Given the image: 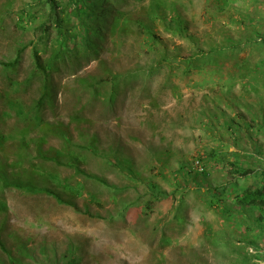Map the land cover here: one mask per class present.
<instances>
[{
    "label": "rangeland",
    "instance_id": "rangeland-1",
    "mask_svg": "<svg viewBox=\"0 0 264 264\" xmlns=\"http://www.w3.org/2000/svg\"><path fill=\"white\" fill-rule=\"evenodd\" d=\"M7 1L0 0V60L13 58L19 43L26 48L14 71L0 66V161L6 164L8 173L20 172L23 179L32 174L37 185L56 187L64 197L68 192L33 172L56 174L60 179L67 178L71 185L82 182L84 189L71 200L73 207L45 193L2 187L0 181V202L5 204V208L0 205V228L6 245L12 248L17 240L26 241L31 257L23 261L28 264H50L53 259L62 264L72 257L77 259L75 264H240L243 258L249 264H264V230L249 232L246 225H237L243 218L239 212L225 221L218 210L209 208L206 193L197 190L190 176L178 170L181 162L187 171L203 168L198 157L218 144L223 116L242 112L248 120L260 115L255 123L263 120L264 125V84L259 82L258 92H245L238 74L230 76L243 59L254 62L264 58L260 38L258 44L244 45L243 50L226 59L200 61L188 74H183L178 61L163 62L152 72L145 70L157 63L152 59L160 58L163 48L169 55L181 57L198 47L207 50L220 46L229 37L237 40L247 36L251 28L247 29L243 21L250 18L264 35V0H165L175 1L191 40L173 30L168 32L156 20L152 29L159 39L152 43L151 35L134 24L127 35L107 38L106 46L96 56L81 64L60 65L61 72L53 78V105L44 107L41 115L48 123L61 124L80 146L92 138L96 140L97 154L76 147L75 151L84 155L80 167L104 178L115 190L77 174L69 165L56 166L37 156L35 145L44 132L29 125L6 103L9 95L26 110L37 100L38 80L29 85L23 81L33 68L30 54L34 44L45 49L42 55L47 58L55 37L50 21L47 38L41 39L36 29L45 19V4L13 0L5 7ZM146 2L139 7L129 5L126 10L138 11L137 18H141ZM28 6L37 13L35 21H27L21 28L15 22L18 11ZM117 73L123 78L119 81L120 97L113 107L105 97L110 84L103 83L93 91L77 79L89 77V81L97 83ZM10 80L21 83L15 87ZM209 112L221 116L206 125ZM235 137L224 136L229 151L240 147L252 151L253 145L261 144L264 155V129L246 128ZM62 144L63 140L51 133L41 143L43 149ZM18 158L20 164L13 167L11 163ZM114 158L129 160L133 174L121 169L122 163H113ZM204 169L206 174L196 181L215 185L231 179L226 165L209 160ZM145 177L166 192V196L151 203V208L145 207L150 198L140 180ZM250 181L251 178L239 179L236 190ZM90 193L96 201L89 199ZM125 202L133 204L126 207ZM250 215V222L262 217L258 226L264 227V215L259 216L258 210ZM244 239L254 240L256 247ZM0 256L7 261L1 251Z\"/></svg>",
    "mask_w": 264,
    "mask_h": 264
},
{
    "label": "trees",
    "instance_id": "trees-1",
    "mask_svg": "<svg viewBox=\"0 0 264 264\" xmlns=\"http://www.w3.org/2000/svg\"><path fill=\"white\" fill-rule=\"evenodd\" d=\"M12 1L13 0L7 1L5 7L10 6ZM143 1L144 0H38L41 5L45 4L48 9L44 15L45 19L36 26V29L41 32L40 38H47L48 36L47 32L50 30V25L47 24L48 21L55 27V37L52 39V50L47 58H44L42 55L45 49H38L36 45L33 44L30 54L33 68L29 76L23 80L25 85H29L31 83L30 81L37 79L39 82V96L37 100L34 101L33 105L25 110L24 106L16 98H12L6 93L8 95L6 96V103L11 110L22 116L29 125H33L44 132L38 137V141L35 145L37 156L53 162L56 166L60 164L69 165L73 167L77 174L93 179L105 186H111L114 190L116 187L106 182L104 178L94 173H88L80 167L84 155H82L81 152L75 151L76 147H82L93 154H97L99 148L95 144L96 140L92 138L87 145L80 146L72 141L69 136V131L63 129L61 124L48 123L41 114L44 107L53 105V93L56 85L53 78L57 73L61 72L62 65L65 66L70 63L76 64V62H80L79 64H81V62L87 60L90 56H96L97 53L106 46L105 41L107 38L110 36L123 37L127 35L134 27V24H137L140 30L144 29L145 33L151 35L152 43L159 39L152 29V24L156 20L162 22L168 32L173 30V32L178 33L181 38L191 40L192 36L189 33L187 34L188 29L186 23L182 15H180L175 1L147 0L146 5L143 6L144 16H141V18H137L139 14L138 11L137 14V12L134 13L132 9L131 12L126 10V7L129 5L139 7ZM36 14L37 13L29 6L27 9H20L18 11V18L15 21L16 25L24 28L25 22L35 21ZM252 21V18L243 21L247 24V29L248 27L251 28L247 36L237 40L229 37L220 46L209 47L207 50L198 47L195 52L179 57L176 55H169L167 50L163 48L161 57L156 60L152 59L154 62L157 61V63L155 65H148L145 70L152 72L158 69L157 67L161 66L163 62L171 63L172 61H178V63L182 64L183 74H188L193 69L197 68L200 61L208 62V60L216 59V61H218L224 58L226 59V57L232 56L235 52L243 50L244 45L251 46L253 44H258L259 38V45L264 48V35L255 29V24L252 23ZM25 48L26 45L19 43V45L15 47V56L5 61L0 60V66L5 70L14 71ZM40 51L42 52L40 53ZM240 62L241 64H237V66L234 67L236 71L233 70L230 76L234 77L235 73L238 74L245 92H258L259 82L264 84V58L254 62L249 59H243ZM122 78L123 75L117 73L104 81L99 80L97 83L89 81V77H80L77 79L88 87L93 88V91L103 86V83L110 84V90L105 91V97L110 107H113L118 97H120L118 90L121 87L119 81ZM10 83L16 87L20 85L21 81L10 80ZM3 113L6 114V111ZM235 115L240 118L237 119ZM220 116L221 115H217L216 112H209L206 117L208 123H202L206 125L210 124L213 118H216L218 121ZM257 117L260 118V115L253 116L252 118L250 117L246 120V115L242 114V112H237L232 116H223L220 123V127L223 131L220 133V138H218V144L209 147L207 151L204 152V156L202 154L198 157V161L202 163L203 168L200 171H187L184 162L178 165L179 172L182 175L185 174L190 176V180L195 182L194 185L196 189L203 190V192L206 193L209 208L218 210L225 221L232 219L234 212H239L241 218H243L240 219L242 221L241 223L237 221V225H246L245 229L249 232L258 230L259 228L264 230V227L258 226V221H260L262 217L253 219L251 222L249 219L251 216L250 214L255 210L260 212L259 216L264 215V165H261L264 156L261 152L263 147H261V144H258L253 145L252 151H245L241 147L240 149L229 151L224 136L226 134L229 135L231 139H236L235 136L238 138L240 133L246 130V128L264 129L263 120L261 123H255ZM72 118H76L74 120H77V117ZM25 132V130L21 132L23 137L25 136ZM50 133L57 135L63 140V144L59 148H42L41 143L44 141L46 135ZM1 137L2 134L0 131V145L2 140ZM250 138L253 139L252 134ZM24 145H28L27 141H24ZM18 156L22 158L20 154ZM20 158L12 162L11 165L13 167L18 166L21 162ZM209 160L221 166L226 165L231 179L215 185L201 183L198 180L196 181L197 177L206 174L207 170L204 168L206 162ZM113 163H122L120 168L126 169L129 173L133 174L132 170L129 168V160L114 158ZM4 165L6 164L0 161V181L2 187L14 186L31 193H45L54 197L58 203L72 204L73 207H75V204H73L71 200L74 199L75 196L82 194L84 189L82 182L71 185L67 178L60 179L56 174L44 173V175L39 171L33 172V174H40L42 180L48 179L54 183L55 186L62 188L61 190L68 192V197H64L63 193L56 191V187H51L46 184H42L41 186L37 185L32 174L27 175L26 179H23L22 173L15 171V173L10 174L7 172ZM250 178L251 181L248 186L246 185L236 190L239 179L245 181ZM140 180L145 184L147 188L146 192L150 194L151 198H149L148 202L145 204L146 208H151V203L163 198V195L166 196V192L162 191L160 186L153 183L149 178L145 177ZM88 196L91 197L89 199L92 201H96V198L91 195V193L88 194ZM129 204L133 203H126L124 206L128 207ZM0 205L2 208H5L4 202H0ZM248 236L249 235H246V237ZM244 241H246V239H244ZM253 242L254 240L246 241V243L256 247ZM26 243V241L22 242L17 240L12 244V248L9 247V245L7 246L2 237L0 228V251L6 256L7 260H3L0 256V264H28L23 261V258L31 257L30 249ZM223 246H225V244ZM76 261L77 259L72 257L65 260L62 264H75ZM50 264H59V260L53 259ZM240 264H249V262H246V259L243 258Z\"/></svg>",
    "mask_w": 264,
    "mask_h": 264
}]
</instances>
